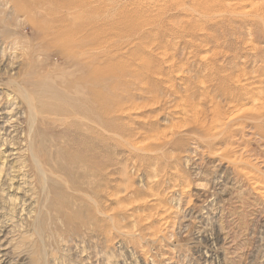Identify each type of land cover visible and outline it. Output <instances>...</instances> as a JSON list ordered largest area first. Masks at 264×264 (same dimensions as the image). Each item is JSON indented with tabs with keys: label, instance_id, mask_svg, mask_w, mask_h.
Returning a JSON list of instances; mask_svg holds the SVG:
<instances>
[{
	"label": "rangeland",
	"instance_id": "obj_1",
	"mask_svg": "<svg viewBox=\"0 0 264 264\" xmlns=\"http://www.w3.org/2000/svg\"><path fill=\"white\" fill-rule=\"evenodd\" d=\"M87 1L84 0L89 4V12L84 15L79 12L76 14L74 4H71L74 7L69 10L72 12L71 20L83 19V22H88L91 30L95 29L94 32L100 33L99 37L93 33V37L90 36L88 41L86 40L88 62H91L89 73L63 61L62 58L71 52L65 49L62 43L69 34L64 33L61 36L60 33H55L45 40H35L29 36L31 21H42V16L36 14L37 10L59 8L60 0L52 5H49L48 0H14L9 1L7 6L0 7V19H4L6 23L5 28L0 25V264H264V197L252 189L249 180L240 177L226 161L220 159L219 154L226 151L225 144L213 142L212 148H204L202 143L198 144L185 135L190 131L188 128L181 131L182 135L175 133L166 140L168 145L165 149L167 159L163 158L165 162L155 161L156 164L149 165L145 159L148 153L133 150L134 143L139 140L129 134V123L126 120L132 119V129L144 121L156 122L159 130L178 123L173 108L178 98L176 95L169 96L171 92L168 90L166 103L159 105L160 102H156V107L142 114L132 112L147 105L150 93L164 86L174 83L177 91H180L182 86L174 76L181 72V68L182 75L190 77L194 83L200 82L203 78V71L199 67L202 57L207 61L204 64L209 68L213 67L217 58V64L230 67L231 65L227 64L234 54L228 51L229 45L237 54L234 62L238 68H245L249 73L253 66L250 65L249 59L254 53L253 48L264 52L263 32L253 30L252 25L247 23L249 19H253L255 10L248 14L249 18L230 17L231 11L226 10L223 5L226 7V4H230L234 7L250 0H226L224 3L221 0H213V5L219 6V10H216L210 19L201 18L199 14L206 8L205 0H185L178 7H174L178 2L165 0L169 5L167 12L155 8L162 6L164 0H158L159 3L154 0L150 4L148 0H138V3L136 0ZM125 3L131 6V11L133 5H137L133 8L136 11L137 8L143 11H149L150 8L148 17L145 14L144 18H135L143 23L140 22V29L134 27L136 20H129L130 6L124 5ZM0 4H3V0H0ZM246 6L244 9L247 12L250 8L249 5ZM15 7H30L32 11L18 16L14 12ZM152 12H156V16ZM232 18L236 22L232 24L233 28L240 33L224 38V29L229 24L226 20ZM241 20L245 21L243 24L247 27ZM222 22H225L222 29L215 27L222 26ZM181 25L185 26V30L180 33ZM186 33L187 36H184ZM4 38L7 45L3 44ZM58 41L61 42V47L55 44ZM14 45H17L15 49ZM95 45L99 48L102 46L99 52L102 53L103 62L98 66L93 62L98 54V51L93 50ZM213 52L217 54L216 57L212 56ZM47 56H50V59H46ZM97 74L101 77L106 116L118 121L102 131L104 139L92 141L94 149L100 147L101 151L91 155L100 158L104 164L101 169L105 184L104 195L99 199L102 216L95 213L91 202H81L84 199L82 194L72 197L69 193L61 191L62 194L51 193L49 199L42 197L30 156L28 109L25 100L16 91V85L27 88L28 85L38 82L39 86L52 91L43 92V101L46 104H54L60 97L63 107L66 104L69 110L73 97L80 101L73 110L76 111L87 105L81 102L82 96L77 94L75 88L81 85L83 89L79 86L78 90H84L85 96L92 94L95 87L97 88L92 76ZM169 76H172L173 81L166 85L161 86L162 81L151 83L150 78L167 79ZM91 77L92 82L88 84ZM56 90L57 92H53ZM67 118L62 115L54 119L50 117L47 125L39 123L42 119L38 118L39 132L48 133L46 136L49 139L53 137L54 142H49L46 148L47 151H52L54 159H65L61 148H64L68 140L77 142L79 134H83L78 131L56 138V128L72 123L80 127L81 123ZM120 124L121 130L117 127ZM252 133L245 130L242 134V144H247L250 150L252 149V155L245 156V159L249 160L250 165L252 162L251 166L264 178V142ZM142 153L147 155L143 158ZM74 163L51 165L56 177L50 179L49 185L62 183L69 174L76 177L78 183H81L82 179H94L79 170V167L88 166L90 163L79 158ZM123 170L126 173L123 174ZM148 174L151 175L150 178ZM151 178L152 180H148ZM153 189L154 193L151 192ZM151 194L164 198V204H153ZM54 195L59 198L56 199ZM139 205L141 207L138 208ZM163 208L169 209V213L161 214ZM83 210L88 216L93 213L94 217L102 219L99 223L101 225H91L89 230L86 225L83 227L82 223L77 221L67 223L68 217ZM108 216L111 217L107 219L109 222L106 220ZM38 221L41 223L39 231L35 227ZM120 227L122 229H119ZM52 230L61 235L60 239L50 238ZM40 257L41 261L38 260Z\"/></svg>",
	"mask_w": 264,
	"mask_h": 264
},
{
	"label": "bare ground",
	"instance_id": "obj_2",
	"mask_svg": "<svg viewBox=\"0 0 264 264\" xmlns=\"http://www.w3.org/2000/svg\"><path fill=\"white\" fill-rule=\"evenodd\" d=\"M9 1L11 2L14 0H5V1L3 0V4H0V7L7 6ZM56 1L57 0H48L49 5L54 4L53 2H56ZM60 1H61V7L56 8L54 10H51V9H46L43 11L37 10L36 14L42 16L41 17L42 21L41 22L34 21V20L31 21V24H29V27H30L29 36L35 40H41V39L45 40L55 33H60L61 36H63L62 34H64V33L69 34L70 36L67 39L63 38L66 40H64V42H62V43H63L65 49H67L68 51H71L70 52L71 54L69 53V55L64 56V58H62L63 61L65 62V64H67L69 66H77L78 68H80V70H84V71L89 73V69L91 67V62H88L89 57L87 55L88 50L86 47V45H87L86 40L88 41L90 36L93 37L91 34L95 33L96 36L99 37L100 33L94 32L95 29L91 30L89 28L90 25L88 24V22H86V21L83 22L82 21L83 19L81 21L71 20V15H70V14H72L71 8H73L74 5H75L74 8H75L76 14L79 12L80 15H84L85 13L89 12V4L85 3L84 0H60ZM98 1L101 2L100 0H98ZM119 1H121V0H119ZM136 1L138 3V0H136ZM153 1L154 0H151V1L148 0V3L150 4ZM174 1L178 2L176 5H174V7H178V6H181L182 2H184L185 0H174ZM205 1H206V4H205L206 8L203 11H200L199 14L202 16L201 18L210 19V16L214 12H216V10L217 11L219 10V6L213 5V0H205ZM225 1L226 0H221L222 3H224ZM92 2H93V0H92ZM161 2H162V0H161ZM166 2L167 1L164 0L162 3L163 4L162 6H156V5H155L156 7L153 5L152 6L157 8V10L159 9V11L162 10L161 12H167V7L169 5ZM239 2H242V1H239ZM141 3H143V2L141 1ZM157 3H159L158 0H157ZM71 4H74V5H71ZM95 4H96V2H95ZM127 4L125 3L124 5H127ZM130 4H131V2H130ZM102 5H103V3H102ZM138 5H140V3ZM146 5H147V3H146ZM246 5L247 6L249 5V8H250V10L247 8L248 9L247 12L244 9ZM90 6H92V5L90 4ZM133 6L136 8L137 5L136 6L133 5ZM152 6L150 5V7H152ZM100 7H101V5H100ZM223 7L226 10L229 9V11H231V12H229L230 17H236V16H247L248 17V16H250L248 14L252 10H255L254 16H252L253 19H249L250 21L247 20L248 21L247 23L252 25L251 27L253 30H257L258 32H261V33L263 32V34H264V0H250V2L246 1V4H243V5L237 4L234 7H231L230 4H226V7L224 5H223ZM103 8H104V6H103ZM133 8L131 11V6H130L129 10L131 11V13L129 15V18H130L129 20L134 21V20H136L135 18H141V17L145 16V14L147 15V17H148V15H150V13H149L150 8H149V11H146V10L143 11L141 8L140 9L137 8L138 12L136 10H133ZM170 8H171V6H170ZM69 9H71V10H69ZM122 9H124V7ZM193 9H194V7H193ZM236 9L245 10V11H240V10H236ZM90 10H91V8H90ZM92 10H93V8H92ZM31 11L32 10L30 7L26 8V9L24 7H15V9H14L15 14H17L18 16H23V15H25ZM93 11H95V10H93ZM101 11H103V10H101ZM122 11H121V13H122ZM123 12H125V11H123ZM194 12H195V10H194ZM98 13L100 15L99 10H98ZM98 13H97V15H98ZM152 13L154 14L156 12H152ZM56 14H57V18H55ZM123 15H124V13H123ZM158 15H160V14H158ZM103 16H104V12H103ZM154 16H156V15L154 14ZM174 16H176V15H174ZM84 19H87V18H84ZM47 20H49V21L45 22ZM102 20H103V18H102ZM99 21L101 22V20H99ZM140 22L141 21H139V19L135 21V26H134L135 29H138V28L140 29L142 27L143 23L141 22L142 24H140ZM226 22L229 24L224 29V33H223L224 38H225V36L230 37V36H233V35L240 33V31H236L233 28L232 24L236 23L233 18L226 20ZM241 22L243 24L245 21L241 20ZM224 23L225 22H222V26L216 25L215 27L222 29ZM5 24L6 23L4 22V19H0V25L2 26V28H5L4 27ZM170 24H171V22H170ZM187 24L188 23H186V28H187ZM211 25H213V24L211 23ZM243 25L246 26V24H243ZM211 27H213V26H211ZM184 30H185V26L181 25L180 26V33L183 32ZM248 32H249V30H248ZM251 32H253V31H251ZM170 34L174 35L173 33H170ZM184 36H187V33ZM59 38H60V36H59ZM91 39H93V38H91ZM165 39H167V38H165ZM0 40H1V38H0ZM95 40H96V38H95ZM97 40H98V38H97ZM2 41H4L3 44L7 45L5 43V41H6L5 38L2 39ZM236 42H238V39L236 40ZM60 43H59V41L55 42L56 45H58V46L60 45V47H61ZM94 44H95V42H94ZM220 44H222V43H220ZM220 44L217 43V45H220ZM96 45H97V43H96ZM96 45H95L93 50L98 51V54L95 55L93 62L97 63V66H98V65H101V63L103 62L101 59L102 53L100 54V52H99V49L102 48V46L99 48V46H96ZM225 46H227V45H225ZM16 47H17V45H14V49ZM227 49H229L228 51H230L232 54H234V55H232L231 53H229L226 50L228 52V54H230V56L231 55L233 56V57L231 56L232 58H231V60L229 59L230 61L227 64V65H231L230 67H227L223 64H217V62H216L218 60V58H217L216 61L214 62L213 67L209 68L204 64L207 61L205 60V58L202 57L200 59L201 65L199 67H200V70L203 71V73H202L203 78L200 82L194 83L190 77H186L184 74L182 75L183 69L181 68V72H178L177 76H174L175 79L179 80V82L182 86L180 91H177L174 83L170 84L168 86H164V87L160 88L159 90H156L155 92L150 93L151 96L148 98V104L147 105L142 106V107H138L136 109L134 108L135 110L133 112L131 111L132 113L138 115V114L144 113L147 110H151V108L153 109L154 107H156L154 104L156 102H160L159 105L162 104V102L166 103L167 101L165 100V97L167 96V93H168L166 90H168L169 92H171V93H169V96L170 95H172V96L176 95V98H178V102H176V104L173 107L174 111H175L174 114L176 115L175 117H177L178 123L174 121L176 124H171L170 126H167V127L164 126L163 129L159 130V127H158L156 122L144 121L141 125L137 126V128L135 127V129H132L133 125L130 123V121H132V119L126 118L127 122L129 123L127 126L129 129V134L132 137H135L136 140H139L138 142H136V144L134 143V149L133 150L148 153V155L143 154V153L142 154H143V158H144V155L145 156L147 155V157L145 159L149 165L156 164L157 162L161 163V161L165 162V160L163 158L167 159L165 157L166 156L165 155V149H166V146L168 145L167 144L168 141H166V140L170 139L169 138L170 135H173L175 133L177 135H179L178 133H181L182 130L185 131L188 128H190V131L186 132L185 135H187L188 138H191V140H193L194 142H196L198 144L202 143V146H204V148H207V149L212 148L213 142L214 143H224L225 147H226V151L219 154L220 159L222 161H226L227 164L232 167V170L234 172H236L237 174H239L240 177L243 176L244 177L243 179L249 180L250 183H252V189L258 195H261L264 197V178H263V175H262V177H260L259 173H257L256 169L251 166L252 162L250 165V163L248 162L249 160L246 161L245 156L252 155V152H251L252 149L250 150V148L247 144H245V145L242 144V138H243L242 134L245 130L252 131L253 135H258L260 138H262V141L264 142V52L261 53L258 51V49L253 48L254 53L252 54L251 58L249 57L250 65L251 66L253 65V66L248 73L245 68H241V67L238 68L237 63L234 62V60L237 59V54L232 51L233 49L230 48V45H229V48H227ZM96 51H94V52H96ZM219 55H220V53H219ZM244 55H245V52L242 55V57H244ZM199 56H200V54H199ZM212 56L216 57L217 54L215 52H213ZM45 58L50 59V56H47ZM189 58H188V60H189ZM221 58H223V57H221ZM258 63H260V64L257 65ZM167 64H168V62H167ZM179 69H180V67H179ZM185 69H187V67ZM155 74H157V73H155ZM242 74H243V76H241ZM158 75H160V74H158ZM92 77H93V81L97 83V88L95 87V89L92 91V94L89 95V93H88V96H85L84 92H83L84 90H82V91L78 90V89H80V87L83 89V87L81 85H79L80 87L77 85V87L75 88L77 90V94L82 96L81 102L83 104L87 105L86 107L82 106L81 108H79V110H76V111H73V110L76 108L77 103L80 101L77 98H73V97L71 99V106H70L69 110H67L68 108H66V106H67L66 104H64V107H63V102L61 103L62 99L60 97L55 100L54 104H46L43 101V99L45 97L44 93L52 92V91H49V90L47 91L44 87L39 86L38 82L32 83L31 85H28L27 88H24L22 85H16L17 86L16 91L22 97V99L25 100L26 105H27V109H28V126H29L28 143L30 146V148H29L30 154H31L30 156H31V159H32L33 164H34V170H35V173H34L35 176L34 177H35L37 184L40 187V191H41L40 193H41L42 197L45 199H49V197L52 195L51 193H56V192H61V191L65 192V193H69L72 197H75L74 195L82 194L84 199L81 202H85L87 204H89V202H91V204L94 206L93 210L95 211V213L97 212L100 216H102V212H100V210H99V199H101V197L104 195L103 187H105V184L102 180L103 174L101 173L102 165H104V164L102 163V160L100 158H97V157L95 158L91 155V153H93V152L100 153V151H101L100 147H96L94 149L92 141L93 140L100 141L101 138L103 137L102 131L107 129V127L108 128L111 127L113 122L117 123L118 121H114V119H111V118L108 119V117L106 116L107 111L104 109V106H103L104 101L102 98V92L103 91L101 89L100 74H97L95 77L94 76H92ZM92 77L90 78V82L88 81V84H90L92 82L91 81ZM197 77H199V76H197ZM150 79L152 80L151 83H155V82L158 83V82L162 81L161 86H162V84L166 85L167 83H170V81H173L172 76L171 77L169 76L167 79H158V78H150ZM145 82H146V80H145ZM13 83H14V81H13ZM85 85H87L86 81H85ZM29 88H31V90H29ZM53 92H57V90L53 91ZM180 93H181V95H180ZM85 97H87V98H85ZM160 98H162V99L160 100ZM66 102L68 103V101H66ZM69 103H70V101H69ZM249 105H252L251 107H249V109L253 108V110L247 109V107ZM60 115L67 116L68 120H70V118H71V120H74L75 123L79 122L81 124H80V127H78L79 125L76 126L72 123V124H69L68 126L56 128L55 129L56 138H61L63 135H66V134L72 135L73 133L78 132V131H81L83 134H79V139L77 142H75L74 140H70V141L68 140L67 141L68 143L65 144L64 148H61V154H64L65 159H62L59 157H58V159H54L53 154L51 153L52 151H50V150L47 151V148H46V146L49 145V142H54L52 140L53 137H50V139H49L46 136L48 133L39 132V130H38V118L42 119L41 122H39V123L47 125L50 122L49 121L50 117H52L54 119V117L60 116ZM127 116H128V114H127ZM129 118H131V117H129ZM80 121H82V122H80ZM117 127L121 130L122 125L120 124ZM72 128H74V129H72ZM63 131H65L66 133H64V134L60 133ZM120 132H122V131H120ZM125 132H127V131L125 130ZM182 133H181V135H182ZM102 139H104V138H102ZM64 141L65 140H63V142ZM244 141H246V140L244 139ZM216 153H219V152L216 151ZM78 158L84 159L86 163H90V165H88V166L79 167V170L81 169V171H82L80 173H82L88 177H93L94 179H89V180H83L82 179L81 183H78V179L76 177L75 178L72 177L73 176L72 174H69L66 180H62V183L55 182V184L53 186L51 184L49 185L50 179L54 176L56 177L55 173L53 174V172H52L51 165L54 166V165H57V164L62 163V162H71L73 164L75 162V160ZM246 158H250V157H246ZM155 161H156V163H155ZM139 163H141V162H139ZM141 164H143V163H141ZM146 165H147V163H146ZM255 166H256V164H255ZM150 169H151V167H150ZM122 173L124 174V173H126V171L123 170ZM239 175H238V177H239ZM148 176H149V174H148ZM150 176H149V178H150ZM152 178L148 179V180H152ZM170 179H171V177H170ZM183 188H182V190H183ZM154 190L155 189L151 190V192L154 193ZM157 191H159V190H157ZM157 193L160 194V192H157ZM61 194H62V192H61ZM120 194H121V192H120ZM156 194H151V196L153 197L152 203L153 204L156 203V205L162 206L164 204V198H162L160 195H156ZM54 196L56 197V199L59 198L58 195H54ZM68 196L69 195H67V197ZM114 196H115V194L113 195V197ZM116 196H118V195L116 194ZM124 196H123V198H124ZM120 197L122 198V196H120ZM120 197H119V199H120ZM126 199H128V198H126ZM116 201H117V197H116ZM142 204L146 205V203H142ZM150 206H152V205H150ZM139 207H141V205H139L138 208ZM121 208H123V207L121 206ZM138 208H136V210ZM163 209L161 210V211H163L161 214H168L169 213V211H168L169 209H164V210ZM130 210L132 211L133 209L130 208ZM125 213L127 214L128 212L126 211ZM125 213H124V215H125ZM131 213H130V215H131ZM105 215L107 216L108 214H106V212H105ZM105 215L103 214V216H105ZM110 216H111V214H110ZM139 216L136 217L137 220H138ZM147 217H145V218H147ZM109 218H111V217H109V216H108V218L106 217V220ZM101 220L98 217H94L93 213L90 216H88V214L84 213V210H83L78 214H74V215L68 217L67 223L77 221V222L82 223L83 227L86 225V227L89 230H91V227H92L91 225H98L101 222ZM106 220H104V222ZM140 220H142V219H140ZM110 221H111V219H110ZM99 225H101V224H99ZM141 226H142V224H141ZM35 227H36V230L39 231L41 228V223L38 221V224L35 225ZM95 227H98V226H95ZM123 227L124 226H122V228ZM114 228H116V227H114ZM122 228L120 227L119 229H122ZM96 230H98V229H94V231H96ZM117 230H118V228H117ZM131 232L132 231H130V233ZM129 235L130 234H128L127 236H129ZM60 236L61 235H59L58 233L56 234L55 231H53V230H52V232H50V238L51 239L52 238L60 239ZM129 237L131 239V236H129ZM38 252L40 253L39 250H38ZM41 253H42V251H41ZM45 256L43 258L44 261H45ZM52 258H54V257H52ZM38 260L41 261V257H40V259L38 258ZM47 262L49 263V259Z\"/></svg>",
	"mask_w": 264,
	"mask_h": 264
}]
</instances>
